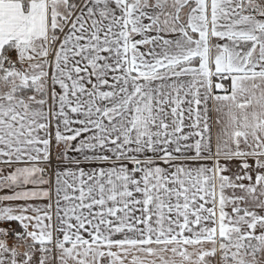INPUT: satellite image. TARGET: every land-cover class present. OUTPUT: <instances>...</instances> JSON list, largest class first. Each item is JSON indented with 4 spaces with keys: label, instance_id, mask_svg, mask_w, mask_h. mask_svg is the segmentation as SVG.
<instances>
[{
    "label": "snow or ice",
    "instance_id": "snow-or-ice-1",
    "mask_svg": "<svg viewBox=\"0 0 264 264\" xmlns=\"http://www.w3.org/2000/svg\"><path fill=\"white\" fill-rule=\"evenodd\" d=\"M0 264H264V0H0Z\"/></svg>",
    "mask_w": 264,
    "mask_h": 264
}]
</instances>
